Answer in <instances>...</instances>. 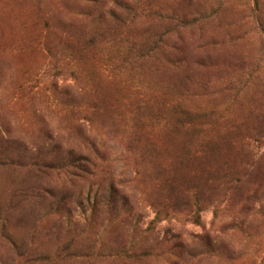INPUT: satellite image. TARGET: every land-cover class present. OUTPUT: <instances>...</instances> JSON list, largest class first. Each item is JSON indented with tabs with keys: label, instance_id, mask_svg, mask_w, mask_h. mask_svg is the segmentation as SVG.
<instances>
[{
	"label": "rangeland",
	"instance_id": "374dc122",
	"mask_svg": "<svg viewBox=\"0 0 264 264\" xmlns=\"http://www.w3.org/2000/svg\"><path fill=\"white\" fill-rule=\"evenodd\" d=\"M115 1L0 0V264H264V0Z\"/></svg>",
	"mask_w": 264,
	"mask_h": 264
},
{
	"label": "trees",
	"instance_id": "16d2710c",
	"mask_svg": "<svg viewBox=\"0 0 264 264\" xmlns=\"http://www.w3.org/2000/svg\"><path fill=\"white\" fill-rule=\"evenodd\" d=\"M115 3L118 7H123V8L127 7L126 3L122 2V1L116 0ZM182 21H183V23H185V20H182ZM93 151L98 157L100 156L101 152L96 147L93 148ZM70 157H72V153H70ZM79 159H80L79 164L77 162L75 165H72L73 168H76L78 171H80V173L83 172V173L89 174L90 172L88 170H86V167L84 165H82L83 164L82 161L85 160V158L80 157ZM45 166H48V165L45 164ZM1 237L4 238L9 244H13L14 248H16V246L14 245L13 241L10 239L9 236L2 233Z\"/></svg>",
	"mask_w": 264,
	"mask_h": 264
}]
</instances>
